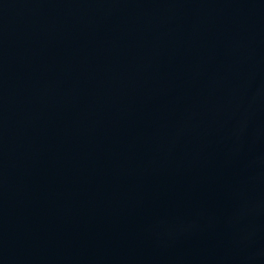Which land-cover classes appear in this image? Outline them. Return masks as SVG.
<instances>
[{"label": "water", "instance_id": "1", "mask_svg": "<svg viewBox=\"0 0 264 264\" xmlns=\"http://www.w3.org/2000/svg\"><path fill=\"white\" fill-rule=\"evenodd\" d=\"M0 264H264V0H0Z\"/></svg>", "mask_w": 264, "mask_h": 264}]
</instances>
